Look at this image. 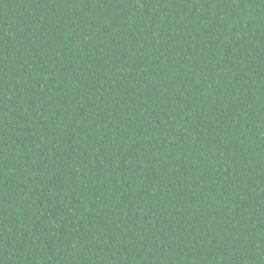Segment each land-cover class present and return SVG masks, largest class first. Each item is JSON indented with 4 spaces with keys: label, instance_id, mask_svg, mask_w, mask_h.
Masks as SVG:
<instances>
[{
    "label": "trees",
    "instance_id": "1",
    "mask_svg": "<svg viewBox=\"0 0 264 264\" xmlns=\"http://www.w3.org/2000/svg\"><path fill=\"white\" fill-rule=\"evenodd\" d=\"M0 264H264V0H0Z\"/></svg>",
    "mask_w": 264,
    "mask_h": 264
}]
</instances>
